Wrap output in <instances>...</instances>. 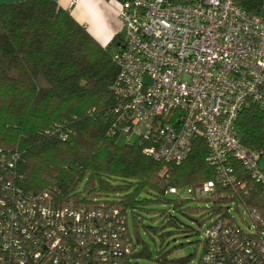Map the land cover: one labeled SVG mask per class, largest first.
<instances>
[{
	"label": "built area",
	"instance_id": "1",
	"mask_svg": "<svg viewBox=\"0 0 264 264\" xmlns=\"http://www.w3.org/2000/svg\"><path fill=\"white\" fill-rule=\"evenodd\" d=\"M118 17L113 90L129 122L124 131L150 137L144 154L173 163L202 138L214 179L188 187L193 197L232 182L234 160L264 185V161L236 128L249 102L264 101V9L248 12L236 0H125ZM17 159L0 155V264H264V206L246 209L244 228L231 213L208 218L200 254L187 262L143 263L132 257L134 239L118 208L26 193L8 177Z\"/></svg>",
	"mask_w": 264,
	"mask_h": 264
},
{
	"label": "trees",
	"instance_id": "2",
	"mask_svg": "<svg viewBox=\"0 0 264 264\" xmlns=\"http://www.w3.org/2000/svg\"><path fill=\"white\" fill-rule=\"evenodd\" d=\"M236 2L248 12L264 9V0ZM121 42L122 35L116 34L102 46L55 0L0 4V155H18L15 173L8 177L14 176L26 193H47L55 204L118 208L127 225L130 218L133 224L141 222V213L156 214L159 225L146 227L164 237L188 235L192 230L172 215L174 210L201 225L211 216L230 215L239 205L262 209L264 185L236 160L233 181L218 184L206 199L210 204H191L205 200L200 197H169L170 187L178 190L214 179L200 137L194 138L180 163L145 155L150 137L138 135L133 143H118L121 135L131 133L124 131L129 122L118 109L119 96L113 90L119 74L113 52ZM236 128L242 144L264 161V101L249 102L239 112ZM138 241L135 236V249ZM170 254L160 245L153 258L142 244L132 257L175 263L194 256L171 258Z\"/></svg>",
	"mask_w": 264,
	"mask_h": 264
},
{
	"label": "rangeland",
	"instance_id": "3",
	"mask_svg": "<svg viewBox=\"0 0 264 264\" xmlns=\"http://www.w3.org/2000/svg\"><path fill=\"white\" fill-rule=\"evenodd\" d=\"M175 1H183V0H175ZM139 129H143V126H138ZM144 131V130H143ZM138 133L132 131L129 136L121 135L118 139V143H123L125 141H130L133 143L137 139ZM262 166H264V162H261ZM86 179L84 180L85 183ZM201 183H196L194 185H198ZM188 185H184L178 187V194H170L169 197L172 199L177 198L178 196L182 199H189L191 198V194L188 192ZM144 196V195H142ZM205 200L193 201L191 204H210L206 199ZM231 214L233 218L238 222L241 227H245L246 221L249 222L250 218L245 208L238 207V209H231ZM172 215H174L182 225H186L192 228L190 234L183 235L181 233H173L168 237L161 236L159 233H154L150 231L146 225H151L153 227H157L161 221L159 217H155L156 214L150 216L146 213H141L139 218H142V221H138L136 224H133L131 218L128 220V230L130 236L135 239V236L138 237V244L136 247L140 249L142 244L146 245L147 248L151 251L153 258L156 256V248L160 245L165 247V250H171V254L169 255L172 257H180V256H187L190 254L196 253V255L200 254V247L203 241L202 238V230L205 228L206 224L208 223L207 220L204 221V224L198 225L193 219L186 216V214H181L177 211H172ZM155 217V218H154ZM172 227H166V230H171ZM198 231V232H197ZM175 238V239H173ZM148 261L147 259L143 260V262Z\"/></svg>",
	"mask_w": 264,
	"mask_h": 264
},
{
	"label": "crops",
	"instance_id": "4",
	"mask_svg": "<svg viewBox=\"0 0 264 264\" xmlns=\"http://www.w3.org/2000/svg\"><path fill=\"white\" fill-rule=\"evenodd\" d=\"M20 0H0V4ZM58 6L67 10L102 45L112 42L114 35L123 34V24L118 10L125 0H55Z\"/></svg>",
	"mask_w": 264,
	"mask_h": 264
}]
</instances>
